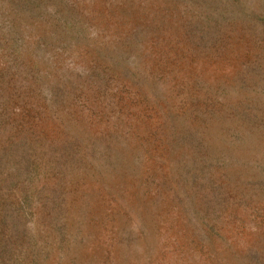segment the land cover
I'll list each match as a JSON object with an SVG mask.
<instances>
[{"label": "rangeland", "instance_id": "374dc122", "mask_svg": "<svg viewBox=\"0 0 264 264\" xmlns=\"http://www.w3.org/2000/svg\"><path fill=\"white\" fill-rule=\"evenodd\" d=\"M0 264H264V0H0Z\"/></svg>", "mask_w": 264, "mask_h": 264}, {"label": "trees", "instance_id": "16d2710c", "mask_svg": "<svg viewBox=\"0 0 264 264\" xmlns=\"http://www.w3.org/2000/svg\"><path fill=\"white\" fill-rule=\"evenodd\" d=\"M18 2H19V4L22 6V5L25 4L26 0H18ZM12 220H13V219H12ZM12 220H11V221H12Z\"/></svg>", "mask_w": 264, "mask_h": 264}]
</instances>
